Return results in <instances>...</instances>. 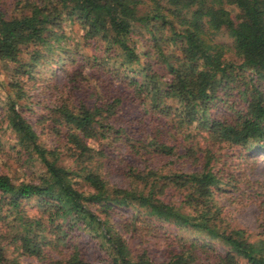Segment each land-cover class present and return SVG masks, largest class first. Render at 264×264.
<instances>
[{"label": "trees", "instance_id": "trees-1", "mask_svg": "<svg viewBox=\"0 0 264 264\" xmlns=\"http://www.w3.org/2000/svg\"><path fill=\"white\" fill-rule=\"evenodd\" d=\"M11 3L0 264H264L218 198L244 180L264 208L242 151L264 152V0Z\"/></svg>", "mask_w": 264, "mask_h": 264}, {"label": "rangeland", "instance_id": "rangeland-1", "mask_svg": "<svg viewBox=\"0 0 264 264\" xmlns=\"http://www.w3.org/2000/svg\"><path fill=\"white\" fill-rule=\"evenodd\" d=\"M14 3H11V0H0V9L7 10L9 13L14 11ZM79 25L76 24H69L67 25V31L70 35H77L80 33ZM219 38L223 39L224 41H228L229 38L226 36H223V34L219 35ZM231 41V40H230ZM64 65L61 63L58 64H52L50 68H53L52 75L50 77L55 78L56 81L63 82L65 81V71H64ZM1 68V63H0ZM2 80L1 75V69H0V81ZM1 89V87H0ZM1 94V91H0ZM33 96L30 99V102L33 100V108L39 109L40 106L37 103V100L39 98H42V93L39 91H34L31 93ZM45 98V97H44ZM29 102V101H28ZM27 103V102H26ZM4 114L2 103L0 101V119L2 118ZM36 118L32 117V120L34 121ZM2 132H0L1 134ZM11 134L7 133L6 139H10ZM41 138L45 142H49V139H47V136L42 134ZM7 141V140H6ZM10 141V140H9ZM239 151V150H238ZM243 153L249 154L248 164L244 163L245 165L244 170L247 174V178L249 180L260 182V184L264 185V152H254V150L250 151L247 148L242 150ZM2 159H0V164H2ZM236 169L231 168L230 171H234ZM237 174L240 172L243 173L242 170L237 169ZM232 182V181H231ZM229 182V183H231ZM257 188L258 184H254ZM227 190L229 192H221L218 194V198L221 200L222 204H224V212L227 215L228 221H230L232 224H239L240 226H243L247 229H249L252 232H263L264 227L262 224H264V208H261L260 202L258 201L256 197V193L253 189V187H249L248 183H244V180H242L237 186L233 187L231 184L226 186ZM257 190V189H255ZM258 191L263 192L262 197H264V189H258ZM170 230H175L174 227H170ZM54 256L57 255V253H52ZM93 250L90 252V257L93 255ZM21 264H45L36 257H23L21 260Z\"/></svg>", "mask_w": 264, "mask_h": 264}]
</instances>
